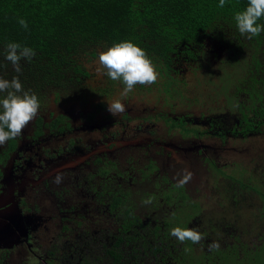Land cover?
<instances>
[{
    "label": "flooded vegetation",
    "instance_id": "1",
    "mask_svg": "<svg viewBox=\"0 0 264 264\" xmlns=\"http://www.w3.org/2000/svg\"><path fill=\"white\" fill-rule=\"evenodd\" d=\"M257 41L253 49L244 47L242 52L208 42L204 54L225 49L228 60L246 62V72L237 78L236 90L228 102L230 106L226 105L221 113L200 118L188 113L171 116L164 110L158 112L157 116L169 122L168 135L177 130L188 133V140L196 142L172 149L171 137L167 135L162 154L154 151L150 158L163 159L168 166L167 174L157 170L154 162L145 168L130 164L124 170L119 167L104 171L105 179L100 175L95 178L99 171L94 170L86 174L82 170L45 169L39 161L67 156L94 159L95 144L111 138L106 132L110 128L93 119L77 122L78 119L70 120L63 113L56 117L55 111L47 108L48 113L37 115L29 123V132L23 130L20 137L0 146V264H233V257L264 254V245L258 241L245 247L248 241L242 240L241 233H235V218L222 212L217 220L213 212L207 211L211 204L221 207L220 210L239 208L242 200L238 196L246 197L250 192H256L257 196L264 194V173H259L264 170L260 162L264 158V36L259 39L261 43ZM200 56L179 51L170 75L174 86L183 77V65L192 67ZM130 120L127 113L110 122L115 129L116 125L120 126L121 131L140 126V121L131 126ZM79 131L85 136H80ZM231 141L236 147L242 144V152L233 154L243 159L240 165L233 159L230 162L220 159L219 148ZM104 142L101 146L115 145L112 144L115 140ZM87 148L92 149L91 157L86 154ZM185 150L190 151L183 155ZM205 152L214 161L211 169L216 170L206 171L207 191L213 196L204 191L192 199L188 189L197 187L195 182L202 179L192 170L193 154L202 159ZM189 173L191 178L187 183L177 187L178 181ZM58 175L60 182H56ZM145 175L157 176L154 179L157 184L162 176L167 187L159 189L152 184L150 191L155 188L157 191L147 195L152 202L141 213L136 212L128 191H135ZM66 195L77 212L83 206L87 208L85 217L74 225L66 219L68 211L62 210L64 201L60 198ZM203 212L205 217L201 216ZM75 226L82 227L81 231H73ZM174 227L198 228L205 239L199 244L180 243L170 234ZM213 241L219 242L218 250H209ZM199 249L203 250L204 259L195 256Z\"/></svg>",
    "mask_w": 264,
    "mask_h": 264
},
{
    "label": "rangeland",
    "instance_id": "2",
    "mask_svg": "<svg viewBox=\"0 0 264 264\" xmlns=\"http://www.w3.org/2000/svg\"><path fill=\"white\" fill-rule=\"evenodd\" d=\"M106 50L107 48L101 47L97 54H88L83 57V64L89 76L84 78L79 88L66 90L59 87H48L41 92H37L36 95L41 105L38 115L46 114L49 112L47 110L52 109L55 111L56 117L63 113L70 120L78 119L77 122L93 119L97 121V124H102L104 128L111 129L106 130L109 134L108 136L111 138L103 139L102 142L99 141L95 144L93 150L94 159L83 156H77L76 158L67 156L61 160L52 161L50 159L48 162L39 161V163L44 165L45 169L50 170L53 168L55 171H60V169L62 171L82 170L86 171V174H91L90 171L94 170L99 171V173L95 174V178H98L100 175V178L105 179L103 176L104 171H115L119 167L124 170L130 164H135L138 168H145L146 164L150 162L153 164L154 162V167L157 170L164 171L163 174H167V171H169L168 166L163 159H150L153 158L152 153L154 151L162 154V149H164L163 142H168L169 122H165L164 118L161 119L157 116L158 112L164 110L166 114L170 113L171 116L179 113H188L200 118L205 114H219L227 108L225 107L226 105L230 106L228 102L231 101L230 99L233 97L232 93L234 94L236 90L237 78L243 76L246 72V62L238 59L229 63L227 62L228 57L224 51L225 49H217L216 51H209V53L201 55L193 63L192 67H188L187 63L183 65L184 67L181 66V68H185V71L182 72L183 77L178 81L177 86L173 85L170 75L160 72L156 67L159 73L156 83L150 86L138 84L126 97H121V93L125 87L122 81H113L107 75L98 76L96 74L99 53ZM219 50L222 51L219 53ZM247 57L249 60V54ZM0 98H3V96H0ZM115 99H121V102L125 104L126 110L114 117L108 111V102ZM127 113L131 115V126H134L137 123L136 121H140V126L132 127L127 131H121L119 130L120 126L116 125V129H118L116 130L110 121L118 120ZM28 125L23 129L24 131L29 132L27 130ZM112 129H115V131ZM79 135L85 136V133L79 131ZM187 135L188 133L181 134L177 130L170 131L168 136L171 137V148L186 146L185 143L190 145L196 144L194 140L189 141ZM107 140H115L112 143L115 145L112 147L109 145L101 146L106 144L104 141ZM239 145L236 147V144L231 141L229 144H225L223 148H219L220 159L227 162L233 159L238 165H240V162L243 163L241 161L243 159L233 156L235 152H242V144ZM88 146L92 148L90 143ZM98 147L101 148L97 149ZM227 148L230 150H225ZM117 149L118 152L116 153ZM172 149L169 150L172 151ZM87 151L86 154H88V157H91L90 152L92 149L89 150L87 148ZM189 151L185 150L183 155ZM104 153H111L112 157L104 155ZM227 153H231V155L226 156ZM210 155L215 156L212 152H210ZM187 156L189 157V155ZM193 157L195 158V162L192 163V170L196 171L197 175H201L202 179H198L199 181L195 182L197 187L190 186L192 189H188V193L192 199L203 194L204 191L209 197H212L213 195L210 194V190L207 191L206 171H216L215 169H211L215 166L213 164L214 161L210 160L206 152L202 159L195 154H193ZM216 162L217 164H221L220 161L216 160ZM260 162L261 164L263 163L264 167V158L263 161L260 159ZM85 167L89 168L84 170ZM259 173H264V170L259 171ZM142 179L145 180L138 182V188L135 191H128L132 205H136V212L141 213L148 210V204L143 203L144 200L148 199L147 195L157 191L156 188L154 191H150L152 184H154V187L156 185L158 188L160 187L159 189L167 187L162 180V176H160L158 184L154 181V179H157V176L145 175ZM199 182H201V187H199ZM260 196L264 197V194L259 193V196H257L256 192H250L246 197L238 196L239 200H242V204L240 203L238 206L239 208H223V210H220L221 207L211 204L212 206L207 208V211L213 212L217 220H219L218 218L222 212L227 213L229 217L235 218V233H241L242 240L248 241L245 247L253 243L256 244L257 241L261 245H264V201ZM67 197L68 195L60 198L61 201H64V209L62 210L66 209L68 211L66 212V219L70 220L69 223L74 225L77 221L81 222V219L85 217L83 213H86L87 208L83 206L82 211L77 212L74 208L75 205L66 200ZM251 202L252 204H248ZM198 210L199 206L195 207L196 214ZM204 213H201V216L204 215L205 217ZM81 228L75 226L72 230L78 232L81 231ZM202 254L203 250L199 249L195 256L199 259H204Z\"/></svg>",
    "mask_w": 264,
    "mask_h": 264
},
{
    "label": "trees",
    "instance_id": "3",
    "mask_svg": "<svg viewBox=\"0 0 264 264\" xmlns=\"http://www.w3.org/2000/svg\"><path fill=\"white\" fill-rule=\"evenodd\" d=\"M219 2L0 0V78L18 77L24 90L35 94L48 87L71 90L89 76L83 57L126 40L145 49L158 70L167 75L180 50L199 56L209 41L239 52L244 47L253 49L257 40L261 43L264 32L248 39L240 34L234 19L246 9L248 0H226L223 8ZM20 18L28 22L27 29L18 23ZM258 23L264 24V17ZM13 42L36 52L31 61L21 59L19 73L6 59L7 45ZM233 258V264H264V254Z\"/></svg>",
    "mask_w": 264,
    "mask_h": 264
},
{
    "label": "clouds",
    "instance_id": "4",
    "mask_svg": "<svg viewBox=\"0 0 264 264\" xmlns=\"http://www.w3.org/2000/svg\"><path fill=\"white\" fill-rule=\"evenodd\" d=\"M225 2L226 0H220L219 7L223 8ZM262 17H264V0H248L246 9L237 12L234 19L240 34L252 39L264 32V24L258 23ZM18 23L23 28H28L25 19L20 18ZM6 52V59L12 63L17 73L21 72V59L31 61L36 55L32 48L14 42L7 45ZM96 74L107 75L113 81H122L125 87L121 97H126L138 84L150 86L156 83L159 75L156 65L149 58L146 50L130 40L115 43L106 51H101ZM0 93H6L0 98V146H3L22 134L23 129L38 115L41 105L35 93L24 90L18 77H13L11 80L0 78ZM125 110V104L121 99L108 102V111L114 117ZM190 178L191 173L179 180L177 187H183ZM60 180L61 177L58 175L56 182ZM151 202V198L143 201L145 204ZM170 234L180 243L190 241L192 244H199L205 239L198 228L174 227ZM219 247L217 241L209 244V250H218Z\"/></svg>",
    "mask_w": 264,
    "mask_h": 264
}]
</instances>
